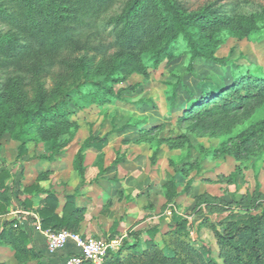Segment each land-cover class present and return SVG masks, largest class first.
I'll use <instances>...</instances> for the list:
<instances>
[{
    "label": "rangeland",
    "instance_id": "rangeland-1",
    "mask_svg": "<svg viewBox=\"0 0 264 264\" xmlns=\"http://www.w3.org/2000/svg\"><path fill=\"white\" fill-rule=\"evenodd\" d=\"M226 2L183 0L192 11ZM262 8L264 0H257L253 9ZM217 39L220 62L197 58L192 64L191 55L182 51L145 74L111 83L114 94L83 87L69 104L71 131L56 142L29 143L23 157L20 142L6 132L0 139V173L10 174L5 184L13 203L0 216L12 212L11 220L18 210L38 214L29 202L37 205L39 198L25 191L26 184L36 183L55 192L60 204L74 194L73 223L56 231L108 241L115 236L120 238L116 251L123 238L145 246L154 229L152 238L162 245V233L184 219L193 245L206 247L224 264L214 233L200 223L218 201L227 205L211 216L216 221L231 209L258 213L264 208V91L251 93L234 108H214L196 118L188 112L205 94L234 84L236 72L252 76L250 81L264 78V25L246 38L223 30ZM2 76L0 68V81ZM51 83L48 78L45 88ZM252 130V139L243 141ZM0 262L19 264L11 249H0Z\"/></svg>",
    "mask_w": 264,
    "mask_h": 264
},
{
    "label": "trees",
    "instance_id": "trees-1",
    "mask_svg": "<svg viewBox=\"0 0 264 264\" xmlns=\"http://www.w3.org/2000/svg\"><path fill=\"white\" fill-rule=\"evenodd\" d=\"M256 1L227 0L216 8L192 11L183 0H0L4 25L0 27V139L10 131L20 142L23 157L29 143L56 142L71 131L69 104L87 85L114 94L111 83L145 74L182 51L191 55L192 64L197 58L222 61L217 55L219 32L229 30L246 38L264 25V8L254 10ZM235 75L234 84L205 94L189 115L196 118L214 108H234L251 93L264 91V78L250 81L252 76ZM48 78L52 83L45 88ZM253 134L254 130L243 141H250ZM78 169L85 178V170ZM9 175L0 173V213L9 205L5 196ZM35 190L42 191L39 184L25 188L29 194ZM73 200L69 196L59 216L58 198L47 191L40 206L43 227H70ZM210 205L200 225L214 233L224 264H264V208L258 213L231 209L216 221L211 216L225 211L227 202ZM188 224L179 220L175 228L163 232L162 245L152 238L155 229L148 231L150 240L143 247L138 239L133 243L122 239L118 250H109L104 264H220L209 249L193 245ZM0 242L15 249L20 262L36 257L26 232L12 221L0 227Z\"/></svg>",
    "mask_w": 264,
    "mask_h": 264
},
{
    "label": "built area",
    "instance_id": "built-area-1",
    "mask_svg": "<svg viewBox=\"0 0 264 264\" xmlns=\"http://www.w3.org/2000/svg\"><path fill=\"white\" fill-rule=\"evenodd\" d=\"M14 227H32L34 231L43 236L46 254L55 257L70 244L74 250L70 252L62 264H104L109 250L115 251L117 240H104L101 238H83L78 232L56 231L45 229L42 220L27 210L15 212Z\"/></svg>",
    "mask_w": 264,
    "mask_h": 264
},
{
    "label": "crops",
    "instance_id": "crops-1",
    "mask_svg": "<svg viewBox=\"0 0 264 264\" xmlns=\"http://www.w3.org/2000/svg\"><path fill=\"white\" fill-rule=\"evenodd\" d=\"M39 177L41 178V176H39ZM41 179L42 180H45V179H47V176H43V178H41ZM86 181H87V179H86V176H85V178H82V182L83 183H86ZM31 184H33V183H31ZM31 184H26V186L31 185ZM41 189H42V191L37 190L36 192L30 194V197H32L34 200H35L34 195H35L36 198L37 197L39 198V201H38L37 205H35L36 203H34V202L32 203L31 201L29 202V205H32L33 204L32 205V208H34L35 206H37L36 211L38 212V214L36 212L33 213V214L35 216H38L39 219L42 220V217H41V214H40L41 202L47 196V191H50V190H49V188H44L42 185H41ZM7 190H8V186H7ZM5 196L9 200L8 208H10L12 206V203H13V201H12V195H9V193L6 192ZM69 196H74V194L73 195H69ZM69 196L67 197V199H66V201H65L64 204H60V201H59L58 208L56 209V213H58L59 216H62L63 215V209H64V206L66 205V203L68 202ZM58 200H59V198H58ZM77 209L78 208L75 207L73 213ZM73 213L71 215L72 216L71 225L73 223ZM12 215H13L12 212L7 211L6 215L0 216V217H4L5 218V221L2 222V223H0V227H2L6 222L12 221L13 223H15L16 222V218L10 220V217ZM14 215H15V212H14ZM19 228H22L26 232L27 239H28V246H29V248L32 249L33 253L36 256V257H34V259H28L24 263L23 262H20L17 259L16 255H15V249H13L10 245H4V244H2L0 242V249H11L13 251V253H14L15 259L18 261L19 264H38L39 262H41L43 264H62L65 261L67 255L70 252L75 251L73 245L70 244L69 246H67V248L65 250H63L61 253H59V255H57L55 257H50V256H48L46 254L45 242H44V239H43V236L42 235L34 232L32 227H19ZM112 237H114V238H112L111 240H117L118 241V244H119V239L120 238L115 237V236H112ZM0 263L1 264H5V262H0Z\"/></svg>",
    "mask_w": 264,
    "mask_h": 264
}]
</instances>
